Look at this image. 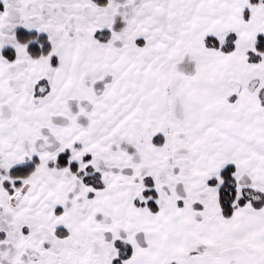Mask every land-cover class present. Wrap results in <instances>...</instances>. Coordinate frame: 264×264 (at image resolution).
I'll list each match as a JSON object with an SVG mask.
<instances>
[{
  "label": "snow or ice",
  "instance_id": "6c2138e0",
  "mask_svg": "<svg viewBox=\"0 0 264 264\" xmlns=\"http://www.w3.org/2000/svg\"><path fill=\"white\" fill-rule=\"evenodd\" d=\"M0 264H264V0H0Z\"/></svg>",
  "mask_w": 264,
  "mask_h": 264
}]
</instances>
